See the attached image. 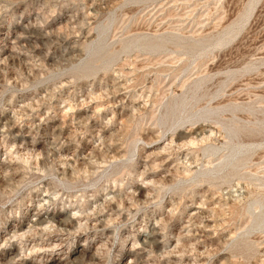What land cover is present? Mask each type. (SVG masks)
<instances>
[{"label": "rangeland", "instance_id": "374dc122", "mask_svg": "<svg viewBox=\"0 0 264 264\" xmlns=\"http://www.w3.org/2000/svg\"><path fill=\"white\" fill-rule=\"evenodd\" d=\"M0 264H264V0H0Z\"/></svg>", "mask_w": 264, "mask_h": 264}, {"label": "bare ground", "instance_id": "6f19581e", "mask_svg": "<svg viewBox=\"0 0 264 264\" xmlns=\"http://www.w3.org/2000/svg\"><path fill=\"white\" fill-rule=\"evenodd\" d=\"M155 236V235H154Z\"/></svg>", "mask_w": 264, "mask_h": 264}]
</instances>
